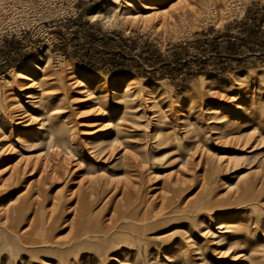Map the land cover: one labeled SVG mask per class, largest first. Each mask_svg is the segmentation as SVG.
<instances>
[{
  "label": "rangeland",
  "instance_id": "374dc122",
  "mask_svg": "<svg viewBox=\"0 0 264 264\" xmlns=\"http://www.w3.org/2000/svg\"><path fill=\"white\" fill-rule=\"evenodd\" d=\"M10 11L37 23L20 39L0 37V264H264V56L240 55L238 66L202 43L244 37L259 20L264 30V0H11ZM77 20L114 35L141 65L142 41L168 60L182 44L186 65L169 74L156 67L153 79L136 68L91 72L78 64L85 48L60 40ZM26 59L42 70L20 68ZM219 63L223 74L214 73ZM14 70L33 81L15 80ZM24 82L47 101L39 110L37 98L24 102ZM81 90L89 101L79 103ZM125 90L137 93L143 117L116 99ZM12 104L63 112L29 141L39 124H15ZM131 117L141 125L129 128ZM49 131L59 146L47 158ZM41 222L43 232L32 231Z\"/></svg>",
  "mask_w": 264,
  "mask_h": 264
},
{
  "label": "trees",
  "instance_id": "16d2710c",
  "mask_svg": "<svg viewBox=\"0 0 264 264\" xmlns=\"http://www.w3.org/2000/svg\"><path fill=\"white\" fill-rule=\"evenodd\" d=\"M246 18L247 16L244 19ZM261 22L262 21L259 20L250 27H244L242 32L243 34L246 33V36L239 39L232 35L219 34L212 39L203 40L202 43L205 45V50L207 52L215 55H220L221 52H224L228 54V56L234 58L238 66H241V59H237L240 55L264 56V40H261L262 37L264 38V30L260 28ZM73 24L76 27V31L72 37L69 38L68 41L62 37H60V40L64 45L67 42L74 45L78 50L76 51L77 53L80 52L79 49L82 51V48H85L86 51L80 55L81 58L78 64L91 72L104 71L107 66L110 68L108 71L110 74L129 73L133 72V68H136V74L138 76L153 79L154 75L152 74L156 67H160L161 70H166L169 74L183 70L186 65L185 56L187 48L181 46L182 44H178L181 51L174 53L172 58L168 60L158 53L153 44L148 41H142L140 52L137 54L140 61L143 63V65H141L138 61L133 59V57L125 55L124 52L119 49L114 35L93 31L89 24H81L78 20L74 21ZM222 41L224 42V46L221 45ZM123 47L129 52L136 49L134 43L127 46L123 45ZM99 49L105 51L103 55H105L106 59L100 57L102 51H99ZM220 64L221 63L218 64V68L214 73L223 74L225 72L224 69L220 68V66H222Z\"/></svg>",
  "mask_w": 264,
  "mask_h": 264
},
{
  "label": "bare ground",
  "instance_id": "6f19581e",
  "mask_svg": "<svg viewBox=\"0 0 264 264\" xmlns=\"http://www.w3.org/2000/svg\"><path fill=\"white\" fill-rule=\"evenodd\" d=\"M94 16V15H93ZM20 68H32V69H36V70H42V68H40L38 65H36L33 61H32V59H26V60H24L22 63H21V65L19 66ZM14 74H13V78L15 79V80H17V81H19V82H22V81H27V82H32L33 80L31 79V77H30V75L27 73V72H25V71H23V70H14V72H13ZM132 79H136V80H139L140 78H138V77H136V76H133V78ZM68 80H69V84H72L73 86H77L78 85V81H77V79H76V76L75 75H71V76H68ZM58 81H53L52 83H54V84H56ZM31 85H33V84H28V83H26V82H24V83H22L21 84V88H20V93L23 95V98L25 99V103H27V102H31V100H33V99H36L37 98V101H36V109L37 110H39V108L44 104V103H46L47 101H45V100H43V98H40V96H41V94L40 93H37L36 91H34V90H31L30 88H31ZM85 92V90H81L80 92H79V94H81V96H79V103H85V102H87V101H89V97L87 96V95H83V93ZM60 94V90L59 89H56V88H54L50 93H49V96L48 97H51V98H53V99H55L56 97H57V95H59ZM137 94V93H136ZM136 94H134V95H131V94H129L128 93V91L127 90H125L124 91V93L122 94V95H119V97H116V99L118 98V99H122V101L124 102V109H125V111H126V113L128 114V115H132V116H134V117H143L142 116V114L144 115V113L143 112H141V114H137V111H139V107L138 106H140V104H136L137 103V101H135L134 102V100L136 99ZM17 102H16V104L18 105V107H19V105H20V100H16ZM118 103H119V101H117ZM16 104H12L10 107H9V110H10V112H14V114H13V116H15L16 118H15V120H16V122H15V124H17V125H21L20 127H26L27 125H28V123H29V125H30V123L31 122H34V121H37V123L39 124V126H38V128H37V131L36 132H31V134H29V141L30 140H35V139H37V136L36 135H40V132H39V130L43 127V126H45V124H46V122H48V123H51V121H52V119H57L58 117H60L61 116V113L63 112V109H62V107L60 106V105H58V106H56L55 108H54V110H48L47 112H46V114H45V116L44 115H33L32 113H29V111L28 110H25V109H23V110H18V108H17V105ZM153 105H152V107H155V105L156 104H154V103H152ZM123 109V108H122ZM161 109V108H160ZM155 112V111H154ZM160 115V114H159ZM134 117H131L130 119H128L127 120V122H128V126H129V128H131L132 126L131 125H136V126H140L141 124L140 123H138V120H136ZM67 122H66V119L65 118H60V121H59V124H58V128L60 129V134H62L64 131H65V128H66V125L68 124H66ZM2 128V126H0V129ZM122 130H125L124 128H122ZM48 131V130H47ZM126 131V130H125ZM53 135L52 133H51V131H49L48 132V137L45 139V141H44V144H42V145H44V148H43V150H42V152L41 153H43L44 154V156H47V158L48 157H52L54 154H55V152L53 151V149H56L57 148V146H59L58 144H56V141L55 142H52L51 140H50V137ZM69 135H67V137H68ZM55 139V138H54ZM56 140V139H55ZM44 149H45V151H44ZM46 158V157H45ZM49 161H48V159H45L43 162H42V167H43V170L45 169V167L46 166H48V163ZM50 166V165H49ZM35 167V165H33V167L32 168H34ZM24 169H25V166H23L22 167V172L24 171ZM128 186V185H127ZM157 217V216H156ZM153 218L152 219V222H150L149 223V225L148 226H150V225H156L157 224V218ZM147 217H146V215L145 216H143V217H141V218H139V220H145ZM41 225H38L39 227H37V225H36V227L35 228H33L32 229V231H35V230H37L38 228L40 229L39 231H41V232H43V227H42V222L40 223ZM216 227H217V225H216ZM215 227V228H216ZM45 228V227H44ZM46 229V228H45ZM218 229V228H217ZM216 229V230H217ZM97 232L98 233H100V235L101 234H105V230H97ZM107 232V231H106ZM41 235V234H40ZM36 237V236H35ZM101 237V236H100ZM216 238H217V236H216ZM43 239H44V237H43ZM214 240V239H213ZM212 240V241H213ZM218 241H213V243H217ZM74 247H73V245H72V247H70V248H68V249H66V253H68V252H70V251H72V249H73ZM195 250H197V248L195 249ZM194 253H198L197 251H195ZM238 256H243V254H238ZM179 259H184L185 261H188V257H185L184 255H179ZM200 259V258H199ZM119 264H125V263H122V262H120ZM190 264H200V261L198 262L197 260H193V262H190Z\"/></svg>",
  "mask_w": 264,
  "mask_h": 264
},
{
  "label": "built area",
  "instance_id": "2783aa9c",
  "mask_svg": "<svg viewBox=\"0 0 264 264\" xmlns=\"http://www.w3.org/2000/svg\"><path fill=\"white\" fill-rule=\"evenodd\" d=\"M10 1L11 0H0V5H1L0 16H2L0 17V21L2 25L5 26L2 29V33L0 37L5 36L7 38L14 37V38L20 39L21 36L25 34L26 31L29 30L28 23L30 22L29 24H33V23H37V21H32L29 18V22H27V19H26L27 15L25 13L23 15L22 12L15 13V12L10 11L9 13H5V4H8V2ZM20 3L22 4L21 6H23L26 2L20 1ZM23 17H24V20L22 21L21 18L23 19ZM55 21L60 23L64 20L61 17H57Z\"/></svg>",
  "mask_w": 264,
  "mask_h": 264
}]
</instances>
